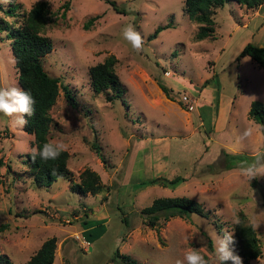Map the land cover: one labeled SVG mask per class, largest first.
Returning a JSON list of instances; mask_svg holds the SVG:
<instances>
[{"label":"rangeland","instance_id":"rangeland-1","mask_svg":"<svg viewBox=\"0 0 264 264\" xmlns=\"http://www.w3.org/2000/svg\"><path fill=\"white\" fill-rule=\"evenodd\" d=\"M109 1L122 12L103 0L13 2L20 15L37 2L49 5L54 17L46 36L52 51L43 58V67L72 92L75 107L60 89L49 111L50 141L68 146L70 177L42 188L34 185L25 164L32 136L14 126V117L0 116V255L12 264H25L46 240L55 238L53 264H112L116 250L136 264H176L188 248L200 249L208 264H219L216 237L232 232L236 214L242 211L250 221L264 213V176L249 181L239 172L242 164L264 154V135L259 129L238 140L250 120V104H264V70L249 57L240 58L248 43L264 47V7L249 13L227 3L216 10L214 40L196 41L198 28L188 19L184 0ZM0 8L4 17L8 0H0ZM168 23L170 29L148 40ZM128 24L144 40L139 51L123 37ZM9 43L0 33V87H19ZM108 57L115 59L125 90L122 99L129 105L107 103L92 91L88 69ZM206 80L211 82L201 92ZM183 95L194 101L193 111L179 102ZM202 114L207 127L212 125L206 135ZM94 142L108 167L91 149ZM224 154L247 160L226 170ZM86 169L100 178L102 190L96 196L69 189ZM176 176L185 182L173 189L161 181L150 184ZM174 197L199 203L207 218L194 215L172 219L158 230L145 227L140 212L155 199ZM83 213L92 215L87 224ZM259 221L262 256L250 264H264V215Z\"/></svg>","mask_w":264,"mask_h":264},{"label":"trees","instance_id":"trees-1","mask_svg":"<svg viewBox=\"0 0 264 264\" xmlns=\"http://www.w3.org/2000/svg\"><path fill=\"white\" fill-rule=\"evenodd\" d=\"M103 1L110 5L114 11L122 12L113 2L109 0ZM13 2L14 0H8L9 8L4 10V17H0V33H5L10 42L19 87L30 92L35 100L34 114L31 117H27L28 124L23 128V131L33 138L30 143L31 148L39 150L44 143L50 141L52 119L49 111L56 102L59 90L63 91L67 103L73 108L75 107L74 97L72 92L63 86L58 78L50 77L43 67V58L52 51V42L46 36V29L54 17L49 5L46 2H37L28 11H24L20 15L16 13L17 7L13 5ZM227 3H235L238 8L249 13H255L264 7V0H184V11L188 19L195 23L198 28L195 36L196 41L214 40L216 33L214 16L216 15V10L223 8ZM67 7L68 4H65L64 8L67 9ZM97 18L90 19L86 23L85 29H88ZM170 28V23L157 27L153 34L148 36V40H155L161 32ZM243 57H249L259 69L264 70L263 46L252 43L246 44L240 54V58ZM238 61L239 59H237ZM88 77L89 84L95 95H102L107 103L121 100L129 105L126 100L122 99L125 90L115 72L114 57H108L102 63L90 67L88 69ZM211 80H206L202 84L200 87L201 92L209 85ZM160 89L166 98L172 101L169 90L161 85ZM203 114L200 121L204 126L206 135L211 130L212 125L207 127L206 117ZM248 116L250 120H254L257 124H264V104L253 101L250 104ZM261 131L264 135V128ZM91 149L101 163L108 167L106 160L101 156L99 146L95 142L91 144ZM68 157V153L64 151L57 159L45 161L37 154L35 161H33L32 153L29 154L25 164L28 175L34 185L37 188L49 187L60 178L68 180V177H70V171L67 168ZM224 157L227 161L226 170H232L236 167V163H245L247 160L246 157L241 155L230 156L229 154H224ZM2 166L3 161L0 159V167ZM156 180L150 184L163 182L161 183L162 186L166 187L168 184L172 189L185 182V179L181 176H176L168 182L163 178ZM69 189L84 197L87 195L96 196L101 193L102 185L99 176L95 172L86 169L79 176V182L71 184ZM118 212L122 216L121 222L127 226L129 223L127 218L124 217V210L119 209ZM194 215L207 218V213L199 203L185 197L158 198L140 212L144 226L154 230H158L163 224L172 219L190 220ZM91 216V214L83 213L81 220L84 224H87L86 219ZM232 233L235 241V252L242 258L243 264H250L262 256L257 232L251 227L249 219L244 212L240 211L236 214ZM208 246L209 250L212 251V243L210 241ZM55 250L56 239H48L25 264H53ZM111 263L136 264L128 257L119 255L117 250L111 259ZM0 264H12V262L7 257L0 255Z\"/></svg>","mask_w":264,"mask_h":264},{"label":"clouds","instance_id":"clouds-1","mask_svg":"<svg viewBox=\"0 0 264 264\" xmlns=\"http://www.w3.org/2000/svg\"><path fill=\"white\" fill-rule=\"evenodd\" d=\"M123 37L129 41L132 48L139 51L142 49L144 40L139 32H137L132 24H128L123 30ZM165 75H170L166 73ZM35 100L30 92L19 87H0V116L13 118L14 126L24 128L28 124L27 117L34 114ZM264 128V124H257L254 120H249L245 127L242 136L238 140H243L251 137L254 132ZM68 146L63 141H48L43 144L39 150L34 148L32 150V159L38 154L42 160H55L62 152L66 151ZM239 172L243 177L249 181L264 176V154L258 156L251 163L242 164ZM261 215H264L262 213ZM261 215H254L250 219V225L257 230L261 222L259 217ZM233 233L224 231L223 235L216 237L215 256L219 264H226L231 261V264H243L242 258L235 252ZM208 264L204 256L201 255L200 249L188 248L184 255V260H177L176 264Z\"/></svg>","mask_w":264,"mask_h":264},{"label":"built area","instance_id":"built-area-1","mask_svg":"<svg viewBox=\"0 0 264 264\" xmlns=\"http://www.w3.org/2000/svg\"><path fill=\"white\" fill-rule=\"evenodd\" d=\"M179 102L189 112L193 111V109H194V106H193L194 101H192L188 96H185V95L181 96ZM85 244H87V243H85Z\"/></svg>","mask_w":264,"mask_h":264}]
</instances>
